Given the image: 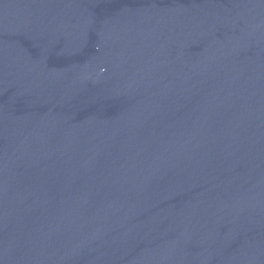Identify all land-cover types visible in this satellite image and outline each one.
Instances as JSON below:
<instances>
[{
	"label": "water",
	"instance_id": "obj_1",
	"mask_svg": "<svg viewBox=\"0 0 264 264\" xmlns=\"http://www.w3.org/2000/svg\"><path fill=\"white\" fill-rule=\"evenodd\" d=\"M0 264H264V0H0Z\"/></svg>",
	"mask_w": 264,
	"mask_h": 264
}]
</instances>
